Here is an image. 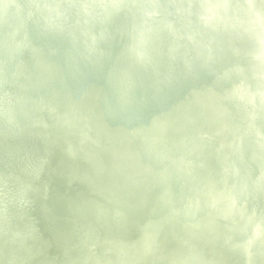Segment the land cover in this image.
I'll return each instance as SVG.
<instances>
[{
  "label": "bare ground",
  "instance_id": "6f19581e",
  "mask_svg": "<svg viewBox=\"0 0 264 264\" xmlns=\"http://www.w3.org/2000/svg\"><path fill=\"white\" fill-rule=\"evenodd\" d=\"M131 1L0 0V181L13 187L0 191V216L12 214L11 228L0 224V264H264L258 2ZM210 44L245 57L209 55L203 69L199 48ZM233 69L253 84L244 106Z\"/></svg>",
  "mask_w": 264,
  "mask_h": 264
},
{
  "label": "water",
  "instance_id": "95a60500",
  "mask_svg": "<svg viewBox=\"0 0 264 264\" xmlns=\"http://www.w3.org/2000/svg\"><path fill=\"white\" fill-rule=\"evenodd\" d=\"M21 0H18V2H20ZM49 3H56L58 0H48ZM108 2H110V0H107ZM121 3H123L124 5L126 6H131L132 5V1L131 0H119ZM254 1H257L258 2V6L255 7V8H252L251 12L253 15H255L258 20L260 21V24L261 26L264 28V0H244L245 3H250V2H254ZM188 5L189 6H192V3L191 2H188ZM214 16H212L211 14L209 13H203L202 14V19L200 21V24L203 28H209L210 26V22H211V19H213ZM223 20L225 21H230V23H233V24H240L241 23V20L237 19V18H224ZM5 24L7 25H10V26H13V21L10 19V18H6L4 20ZM173 24L177 27H185L188 29V26H183L181 25L178 21H175L173 20ZM142 32L143 34L145 35V39L148 40V30L143 27L142 28ZM241 33L245 36H247L248 38H250L251 40L253 41H257L256 39V36L245 30V29H241ZM7 35L8 36H12V33L11 32H7ZM228 50H231L233 51V55L238 58V59H243L245 57V54H243L242 52H239V51H235L234 48H232L230 45H223V46H220V47H217L215 45H204L202 47L199 48V66L203 69H207L209 67L208 65V62H207V57L209 55H214V54H218L219 55V62L221 64H226V61H225V57H223V55L225 54L226 51ZM187 60L188 62H190L192 60V57L191 56H187ZM145 63L147 65H150L152 63H154L153 59H150V58H147L145 59ZM232 73L234 74V76L241 82V86H242V89L238 92L237 94V97H238V100L240 102V105L241 106H244L245 104V100H246V95H247V90L249 89H252L253 88V84L247 79V77H245L243 75L242 72L240 71H237L236 69H233L232 70ZM253 75L258 79V87L259 89H262L263 93H264V46L263 48H261L260 50H258L256 52V56H255V61H254V67H253ZM258 105L259 106H262L264 108V96L261 98L260 100V103L258 102ZM42 109L45 110V107L42 106ZM234 112L237 114V115H240V111H239V108L238 107H235L234 108ZM179 113L180 114H184L186 113V110L184 108H179ZM71 116L75 119H80L82 116H80L79 114L75 113V112H70ZM157 120L159 121V129L161 130H164L167 126H166V123L164 122V119H163V116L161 114H157ZM43 122L45 124H50L49 120L47 118H44L43 119ZM13 124L15 125L16 122H13ZM0 131H2V128L0 126ZM51 134L53 136H60L61 135V131L56 127V126H51ZM72 132H74L75 134L81 136L86 142H91V138L90 136L87 134L86 131H84L83 129L79 128V127H75L73 128L72 130H70ZM11 132V131H10ZM9 134V133H8ZM37 136H38V140L39 142L41 143V146H46V142H44L43 140V134L42 133H39L37 132ZM153 136H154V142L156 140V138H158L156 140V144L157 145H160V146H165V145H169L170 144V141L167 139V138H164L163 136L159 135V133L156 131H153ZM199 137L200 138H207V139H214L215 137L212 136L211 134H206V133H200L199 134ZM159 143H158V142ZM105 146H107V148H113L114 145L107 142V141H103L102 142ZM115 148V147H114ZM88 152V150H87ZM67 156V155H66ZM37 160H40L44 163V165L53 171V167H52V162H51V159L48 155H41L38 154V158H36ZM241 165H239L240 167ZM242 168V167H241ZM31 171L35 174V176H37L39 179H42L41 178V173L40 171L36 168V167H30ZM56 174V173H55ZM117 174L118 175H123V171L122 170H117ZM57 175V174H56ZM128 178L131 179L132 182H136V178L135 177H132L131 175H127ZM240 179L244 180V181H248L245 176H240ZM0 191H3V192H12L13 191V187L10 186V185H7V184H4L0 181ZM219 193V192H217ZM10 217H12V214H11V211H8L6 209H4V214L3 216H0V224L5 226V227H8V228H11L12 227V224L10 222ZM35 222H37L36 219H34ZM89 247L94 250L96 249L97 247H99L100 245V241L97 240V239H94L92 241H90L89 243ZM124 256H129L128 252L126 251H123L122 252Z\"/></svg>",
  "mask_w": 264,
  "mask_h": 264
}]
</instances>
